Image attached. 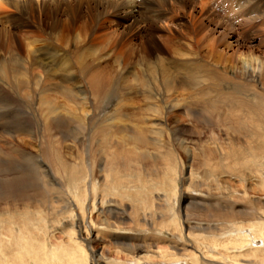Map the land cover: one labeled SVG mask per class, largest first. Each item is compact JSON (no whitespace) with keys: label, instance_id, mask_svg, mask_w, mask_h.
Wrapping results in <instances>:
<instances>
[{"label":"bare ground","instance_id":"bare-ground-1","mask_svg":"<svg viewBox=\"0 0 264 264\" xmlns=\"http://www.w3.org/2000/svg\"><path fill=\"white\" fill-rule=\"evenodd\" d=\"M215 1H0V19L2 13L5 12L6 14L7 12L11 13V11L31 12L40 10L45 4L59 6L73 3L74 6H77V8L75 7L76 9L80 7L84 8L86 20L89 19L90 22L94 23L100 22L102 18L104 21L114 24L115 26H113L118 30L120 29V31L113 30L111 34L116 35L117 38H121L122 35L132 32V30L142 33L140 25L147 26V24L150 27L148 30L143 31V35L154 36L153 32L159 28V24L164 23V25L169 26L166 23L171 22V19L179 18L181 20L185 17L186 23L177 24L175 29L179 32V35L174 34L171 29H168L166 36L159 35V39L157 38L159 41L156 40L164 48L175 51L186 50V52L188 51L193 56V59H189L188 57L187 60L189 61L187 62L183 58L180 59V62H176V66L171 69L172 72L167 67L161 66L159 62H157L154 68L149 65L145 69V72H143V76L140 77L142 79L137 77V81H132V84L128 86L129 92H132L133 88V92L135 90L139 92L140 90L145 95V98L149 100V104H147L148 111L146 112L148 114L143 119V122L146 124L144 125L143 122H138V124L131 123L132 121H129L130 117L123 119L122 116H117L114 112L113 114L111 112L95 114L96 116L94 117H90L89 113H84L82 119L75 118V116L83 113L81 106L77 107L78 103L75 98L80 97L84 105V102L90 96L93 98L102 96L104 99L107 94H110L109 97L112 96L110 93L112 78L108 79L97 72V74L89 77L87 82L81 79L78 81L73 64L59 50L55 51L54 48L47 50L44 46H36L33 40L30 41L29 39V42H27V39H24L27 42L29 59L27 62L13 55L4 56L0 54V141L3 143L0 146V213L6 212L3 207L14 211L22 210L23 215H26L30 210L37 211L28 220L22 219L21 221L15 218L17 222H13L14 228L9 233L3 232L0 229V238H2L0 240V262L4 260L6 262L11 261L12 257L10 256H13L12 262L15 264H24L23 259L25 260V258H29L33 264H49L45 260L40 259L44 255L53 256L54 253L52 250H48L38 238H35L34 233L45 229L49 233L50 243L58 251L61 247H57L55 242L59 240L57 236L59 233V216L62 212L68 216V221L69 219L72 221L71 218L73 217L72 229L77 230L80 238L82 230L87 236L90 234L93 236L94 232V234L96 233L94 237L98 238V232L95 231L98 226L93 224L90 218L91 212L97 210L102 214L106 208H109L106 213L115 215V207L118 204L115 199L132 198L133 193L138 189L136 188L134 192L127 190V188L137 187L134 183L139 182L140 178L134 177L133 182L122 181V178L119 176V170L122 166L121 163L120 165L118 164L119 160L138 163L146 158H153L155 162L153 154L146 150L137 149L132 151L130 148L131 151H126L127 148L132 146L133 148L146 149L149 146L158 145L155 141L161 140L162 136L168 132L167 130L172 133L171 138L174 137L175 139V134L171 131L172 127L168 125L169 123L163 115L175 111L179 106L169 104L166 99L164 101L163 99L164 94H170V92L176 93L177 88H179V92L186 93L187 91V93H194L200 96V100L198 101L203 104L202 111L209 116L196 117L197 123L212 131L218 128L240 131V134H243L244 136H242L246 140V146L241 147V140L230 136V143L236 145V149L225 148L219 142H212L214 145L213 149L211 147L207 150L203 148L202 150L205 151L193 156L194 160L207 166L211 170V173H214L215 177L220 176L221 173L234 177L235 173L243 171V169L237 167L243 168L253 159L256 163L260 161L257 172L261 176L264 175V127L259 126L255 121L258 112L260 115L264 113V102L255 105L251 100L253 98L264 97V86L261 89L255 88V85L262 84L264 81V63L258 62L260 64L258 68L260 73L257 75L258 73L254 71L255 69H251L254 71L252 73H249V71L244 72L245 68L243 65L249 54L247 56L239 54L237 57H228L229 59L225 61L226 64L233 65L236 68L242 66L240 72L231 74L239 82H232V79L227 78L229 73H227L225 78L221 77L219 71L213 68L216 67L217 61L215 58L218 56L216 48L221 39L230 41L226 46L227 48L231 44L237 47H246L245 35L251 29L264 33V0H238V14H242V17H244L242 22H246L247 24V28L239 32H233V29H238L241 22L232 26L226 24L221 18L219 19L214 16L216 7H214L213 4L215 3L213 2ZM188 6L190 7L189 10L187 9ZM198 9L201 12L204 10L212 12L208 20L211 22L212 27L220 25L219 29L222 30L220 34H218L219 32L216 33L215 30H211V28H204L201 19H199L197 12H195ZM108 19H113L115 23ZM9 34V31L6 29L0 32L3 40L0 39L3 43H6L5 40ZM109 34L108 32L107 36ZM103 36L105 37V35ZM68 43L66 48L76 47L77 45L76 42L72 43L71 46ZM9 44L7 45L6 43L8 49L11 48ZM111 44L114 43L109 39H105L100 43L101 47ZM181 55L184 57V54ZM120 82H125V80ZM75 83H77V86ZM227 85H230L233 91L225 93L221 90L219 91V88L226 87ZM212 88L216 90L214 91L216 92L214 96H211L208 92ZM58 95H60L62 102H58L59 99L56 98ZM188 97L186 96V98ZM227 108H231L233 111L229 114L223 113L224 111L221 113V109L228 110ZM198 113L200 114V112ZM239 114L253 117L241 119ZM127 120L129 125L126 123ZM76 123L80 124L76 125ZM119 124L121 127L118 126ZM112 129L114 130L112 131ZM76 132L80 133L79 137H76ZM80 137L85 140L82 141ZM83 142L89 147L87 151L84 148ZM75 143L80 146L79 148L87 156L84 164V158L80 157L76 159V156L74 157L73 155L74 147L72 146ZM181 144L183 143L181 142ZM95 145H97L96 156H98V161L104 162V164L101 163L99 166V172L103 174L101 182L95 181V183H90V181H93L92 173L94 172L90 168L89 164L92 162L89 160L88 154L92 150L90 149L91 146ZM34 146L38 150L35 155L29 151V148ZM96 148L94 147V149ZM170 158L171 155L166 158V162L169 165V169L174 171L175 163ZM227 161L233 162L224 168L222 163ZM25 162L32 163H30L29 167H24L22 163ZM85 165H89V167ZM132 169L135 170V167H132ZM141 173L138 172L140 176ZM58 176L62 177L63 183ZM191 176L192 174H190V179ZM141 181L143 180L141 179ZM71 189L79 193L76 196V198L79 197L76 203L75 199L71 197L72 194L70 195ZM87 191L91 195L88 207L91 211L85 215L82 209V201L84 197L88 196ZM186 200L185 197H181L179 205ZM143 201L146 202V200ZM139 203L136 205L137 208H147L145 204ZM76 204H78L79 208H77ZM59 206L60 209L58 210ZM72 207L77 208L80 216L77 214L72 216L74 214ZM222 211H215L213 217L223 220V222H233L235 218L233 210L231 209L229 212ZM44 212L46 213L42 215ZM27 223H30V226ZM106 226L115 234L114 236H118L124 230L115 224H106ZM244 226L249 227L251 232L249 235L244 236L241 234L247 228ZM107 227H103L101 230H107ZM220 229H218L215 235V242L213 244L199 243L197 239H192L194 251L188 252L186 251V247L188 246L185 245V239L184 243H181L183 242V236L180 235L181 241L179 245H173L172 249L182 252L183 257L190 260L189 262H185L187 264H201L198 259L204 256V252L208 253L206 254V259L215 260L216 262L218 255L221 256L222 264H264V249L260 248V241L258 240V238H261L264 241V227L262 225H232L230 228L228 226L230 230L226 228ZM195 230L206 231L207 229L197 227ZM186 236L194 237L190 234H186ZM160 240L162 242L165 241L162 238ZM69 241L72 244L70 245L71 251L65 255L67 257L65 259L58 257L57 263L88 264L82 242L73 240L72 237H69ZM11 242L15 244V248L3 246V244ZM33 243L35 244L32 245ZM18 244H20V248H17ZM204 248L208 250L203 251ZM245 249L247 251H244ZM256 255L261 258L257 259ZM246 256L254 257L256 262L237 260ZM134 261L131 263H138V261ZM181 261L184 262V259Z\"/></svg>","mask_w":264,"mask_h":264},{"label":"rangeland","instance_id":"rangeland-1","mask_svg":"<svg viewBox=\"0 0 264 264\" xmlns=\"http://www.w3.org/2000/svg\"><path fill=\"white\" fill-rule=\"evenodd\" d=\"M213 3H215L213 5L216 7L214 16L219 19L221 18L226 24L232 26L241 22L239 28L236 30L233 29V32H239L247 28L246 22H242L244 17H242V14H238L237 11L239 5L238 0H232V2L231 0H216ZM75 7L77 8L73 3L59 6L45 4L38 11H11V13L7 12V14L6 12L2 13L0 19V32L5 31V29L9 31L10 34L9 36L7 35L5 41L7 45L11 42L9 44L11 48H7L8 46H6V43L2 41L3 37L1 38L0 36L2 39H0V54L4 56L13 55L27 62L29 60L27 50V42H29V39L30 41L33 40L35 42L34 44L38 47L44 46L47 50L50 48H54L55 51L59 50L64 53L68 61L73 64L78 81L81 79L87 82L89 77L93 74H97V72L103 77H107L108 79L112 78L110 87L112 96L109 97L110 94H107L105 99L102 96L98 98L90 96L88 100L84 102V105L80 97L75 98L79 105H77V107L79 108L81 106L82 109H80L83 110V113L79 116H75V118L82 119L84 113H89L90 117H94L96 116L95 114H102L105 112H111V114H113L114 112L115 115H120L123 119H128L130 117L129 121H132L131 123L138 124V122H143V119L146 118V114H148L146 112L148 111L147 104H149V100L145 98V95L142 94L140 90L139 92L138 90L133 92V88L132 92H129L128 86L132 84V81H137V77L140 78L143 76V72H145V69H147L149 65L154 68L157 62H159L161 66L167 67L172 72V67L176 66V62H180V59H186V62L189 61L187 60L188 57L189 59H193V56L190 55L191 53H188V51L186 52V50L175 51L173 49H167L158 42L159 35L166 36L168 34V29H171L174 34L179 35V32L175 30L177 24H182V22L186 23V18L183 17L181 20H179V18H173L171 22L169 21L166 23L169 24V26L164 25V23L159 24V28L153 32L154 36L143 35V31L148 30L150 27V25L147 24V26L145 25L146 27L140 25L142 33L132 30L133 33L128 32V34H124L122 37L120 35L121 38H117L116 35L111 34L113 30H118L114 27V24L108 23L102 18L100 22L92 23L89 19L86 20L84 17L83 7L78 9ZM189 8L188 6L187 9L189 10ZM195 12H197L205 29L211 28V30H215L216 33L219 32L218 34L222 32V30L219 29L220 25L212 27L211 22L208 20L212 12L206 10L201 12L200 9L195 10ZM108 20L115 23L113 19ZM118 31H120V29ZM106 32H109L111 37L109 35L107 36ZM259 32L260 31L256 29H251L248 32L249 34L247 33V35H245L246 47H237L231 44V46L227 48L226 46L230 42L229 40L221 39L219 41L216 48L218 56L215 58L217 63L215 64L216 67L213 68L219 71L221 77L225 78L227 73H229L227 78L232 79V82H239L237 78L231 74L240 72L242 66L236 68L225 62L231 57H237L239 54L245 56L249 54L246 58V62L248 61L249 63L245 62L243 65L245 71H243H249V73L255 71L258 73L257 75H259L260 71L258 68L260 64L258 62L264 63V33ZM218 34L217 36H219ZM103 35H105V37ZM103 37L112 40L114 44L101 47L100 43L105 40ZM24 39H27V42L24 41ZM74 42L77 43L76 47L66 48L67 43L71 46ZM13 44H15V46H13ZM181 54H184V57H182ZM251 69L255 70L253 71ZM121 79L125 80V82H120L122 81ZM75 85L77 86V83H75ZM263 86L264 81L262 84L255 85V88L261 89ZM125 87L127 88L126 90ZM178 89L179 88H177L176 93L170 92V94H164L163 99V101L166 99L169 104L180 107H177L173 112L163 115L166 117L169 123L168 125L172 127L171 131L174 132L175 139L174 137L171 138L172 133L167 130L168 132L162 136L161 140L158 139L155 141L158 145L149 146L146 149L133 148L131 146L126 150H146L153 154L155 162L153 158H146L138 163L119 160L118 164L120 165L121 163L122 165L119 170V176L122 178V181L133 182L134 177L140 178L139 182L134 183L137 187H131V189L127 188L130 192H134L135 189L138 188L133 193V197L115 199L118 202L115 207V215L106 213L109 208H106L105 212L102 214L97 210L91 212L90 218L93 224L98 226V228L96 227L95 229V231L98 232V238L94 237L96 233L94 234L93 232V236L92 234L87 236L83 230L80 238L77 230L72 229L73 217L71 218L72 221L70 219L68 221V216L62 212V216H59V233L57 235L59 240L55 242L57 247H61L58 251H56L53 244L50 243L51 239L49 233L45 229L34 233V237L38 238L48 250H52L54 253L53 256L44 255L40 260H45L49 264H58V257H61V259L67 258L65 255L71 251L70 245H72L69 241V237H72L73 240L81 241L84 245L88 264H132L131 262L134 260L138 261V263L134 264H187L185 262H189L190 260L184 258L182 252L172 249L173 245H179L181 241L180 235L183 236V242L181 243H184L185 239V245L188 246L186 247V251L190 252L194 251L192 248L194 246L192 239H197L199 243L213 244L215 242V235L220 228L230 230L228 226L230 228L232 225L240 226L251 224H259L264 227V175L261 176L257 172L260 161L256 163V161L252 159L247 166L243 168L237 167L243 169V171L241 173H235L234 177L223 175L222 173L220 176L215 177L214 173H211V170L207 166L194 160L193 157L197 153L203 152L210 147L213 149L214 145L212 142H219L225 148L236 149L237 146L230 143V136L237 140H241V147H245L246 140L243 138L244 135L240 134V131L226 130L224 128H218L212 131L202 126L200 123H197L195 120L196 117L209 116L202 111L203 104L198 101L200 100V96L194 93H187V91V94L179 92ZM220 90L225 93L233 91V88L227 85L226 87L219 88V91ZM214 91L216 90L212 88L208 92L211 96H214L216 95ZM186 96L189 97L186 98ZM56 98L59 99L58 102H62L60 95ZM251 100L253 104L257 105L260 102H264V97L253 98ZM227 109L228 110L221 109L222 111H220L221 113L224 111L223 113L227 114L233 111L231 108ZM198 112H200V114ZM259 115L260 113L258 112L255 121L259 126L264 127V113ZM239 117L241 119H248L253 116L239 114ZM126 123L129 125L128 120ZM143 123L146 125L145 122ZM228 123L232 124L231 122ZM78 124L80 123H76V125ZM118 126H120V124ZM166 127L168 128V126ZM113 130L114 129H112V131ZM78 135H80V133L76 132V137H79ZM80 139L82 141L85 140L82 137H80ZM181 142L183 144H181ZM77 143L72 146L74 147L73 155L74 157L76 156V159L80 157L84 158V164L87 156L84 155ZM2 145L3 143L0 141V146ZM71 145L73 144L71 143ZM83 145L87 151L89 147L84 142ZM94 147L96 148L97 145L91 146L90 149L92 150L89 153L90 155L88 154V158L92 162L89 165L90 168H92V172H94L92 173L93 181H90V183H95V181L101 182L103 174L99 172V166L101 163L104 164V162L98 161V156H96L97 148L94 149ZM203 148H205V150H202ZM34 149L35 146L29 148V151L35 155L38 150L35 149V151ZM169 155H171L170 159L175 163L174 171L169 169V165L166 162V158ZM232 162L233 161L223 162L222 165L226 168L228 164ZM30 163L32 162H25L22 163V165L24 167H29ZM89 165L85 166L89 167ZM132 167H135L136 171L133 170ZM138 172H142L141 176ZM190 174H192L191 179L189 178ZM58 178H60L63 183L62 177L58 176ZM141 179L143 181H141ZM70 195L75 199L76 203V200L79 199V197L76 198V196L79 195L78 191L71 189ZM87 195L88 196L84 197L82 201V209L85 215L91 211L88 209L89 198L91 196L88 191ZM181 197H185L187 200L179 205V199ZM143 200H146V202ZM138 203L145 204L147 208H137L136 205H138ZM76 205L77 208H79L78 204ZM3 208L6 212L0 213V229L7 233L13 230V222H17L15 218L21 221L22 219L28 220L37 212L30 210L26 215H23L24 213L22 210L14 211L12 209L8 210L5 207ZM77 208L72 207L74 211L72 216L76 214L79 215ZM231 209L235 214L233 222H223V220L213 217L217 210L229 212ZM45 213L46 212L42 215ZM106 224H115L124 230L120 232L118 236H114L115 234H113ZM27 225L30 226V223H27ZM103 227H107V230H101ZM197 227L206 228L207 230H195ZM244 227L247 228L243 230L244 232H241V234L244 236L249 235L251 233L249 227ZM180 231L182 232L181 234ZM186 234H190L194 237H187ZM160 238L165 241L162 242ZM0 240H2V238H0ZM258 240L260 241V248L264 249V241L261 240V238H258ZM34 244L35 243L32 245ZM19 245L20 244H18L17 248H20ZM3 246L15 248V244L12 242L3 244ZM11 250L14 251L13 249ZM207 250V248L203 249V251ZM244 251H247V249ZM24 254H26V252H24ZM206 254L208 253L204 252V256L198 259L201 264H222L220 259L221 256L218 255L216 262L215 260L206 259ZM10 257H12L11 261L6 262L4 260L0 262V264H15L12 262L13 256ZM257 257V259L261 258L259 256ZM245 258H239L237 260L256 262L254 257L246 256ZM183 259L184 262L181 261ZM23 261L24 264H33L29 258H25Z\"/></svg>","mask_w":264,"mask_h":264}]
</instances>
